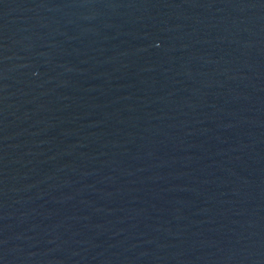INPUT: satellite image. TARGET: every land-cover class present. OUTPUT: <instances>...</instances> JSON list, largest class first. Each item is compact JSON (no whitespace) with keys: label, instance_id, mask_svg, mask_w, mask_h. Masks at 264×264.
<instances>
[{"label":"water","instance_id":"obj_1","mask_svg":"<svg viewBox=\"0 0 264 264\" xmlns=\"http://www.w3.org/2000/svg\"><path fill=\"white\" fill-rule=\"evenodd\" d=\"M0 264H264V0H0Z\"/></svg>","mask_w":264,"mask_h":264}]
</instances>
